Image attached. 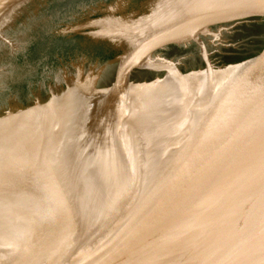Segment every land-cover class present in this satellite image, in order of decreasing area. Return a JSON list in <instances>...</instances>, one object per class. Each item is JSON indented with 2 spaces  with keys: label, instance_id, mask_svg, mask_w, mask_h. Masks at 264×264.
Returning a JSON list of instances; mask_svg holds the SVG:
<instances>
[{
  "label": "bare ground",
  "instance_id": "bare-ground-1",
  "mask_svg": "<svg viewBox=\"0 0 264 264\" xmlns=\"http://www.w3.org/2000/svg\"><path fill=\"white\" fill-rule=\"evenodd\" d=\"M121 1L128 4L130 0ZM225 2L228 4L201 0L196 2L195 11L186 14L185 7L180 6L184 3L179 0H134L133 10L144 11L145 6L154 5L134 24H121L120 30L106 33L94 31L98 36H116L122 42L127 36L140 35L137 41L141 49L139 44L121 49L104 63H111L106 73L117 62V67L125 64L127 73L129 60L138 55L133 49L144 53L145 42L149 54L152 48L171 41L175 35L188 33L193 26L233 20L239 14L251 15L255 5H262L261 0ZM146 29L155 32L149 41L141 39ZM192 34L201 43L198 34ZM138 57L149 67H162L168 74L153 83H133L127 86L133 88L130 93L120 98L109 91L115 85L97 89L96 82L91 83L93 90L107 96L97 92L72 95L70 92H75L76 87L69 86L59 102L0 120V264H13L12 258L21 257L25 247L20 236L24 221L41 229L36 222L45 216L40 220L50 222V215L71 220V236L90 241L84 249L89 248L98 257L96 264H149L143 258L135 262L132 250L147 246L138 245L139 233L132 232L138 222L133 221L141 215L142 224L163 226L148 244L162 246L154 247L152 262L176 264L179 251L171 252L170 243L178 241L176 217L180 205L188 207L190 202L186 195L174 191L180 175L205 182L204 196L216 199L225 211L232 206H247L246 202H264V189L260 193L263 200L252 198L259 191L254 188L250 198L234 202H229V194L212 192L220 190L237 171L239 157L233 152L237 138L243 144L247 130L264 132V121L259 119L264 113V58L219 71H213L207 60L205 73L182 77L173 62ZM205 78L209 84H203ZM123 81L125 86L128 81ZM253 86L254 91L249 88ZM57 96H53L54 100ZM140 139L142 143L137 144ZM258 147L264 151V142ZM260 162L264 165V156ZM258 173L264 171L259 169ZM49 203L56 207L51 208ZM61 211L64 216L58 215ZM129 216L132 220L126 219ZM6 229L9 234L4 233ZM123 229L129 233L116 236ZM224 230L218 227L213 231L214 250L221 251ZM231 234L228 242L235 239L234 232ZM254 236L263 239L264 230L259 229ZM220 256L217 258L224 264L226 260Z\"/></svg>",
  "mask_w": 264,
  "mask_h": 264
},
{
  "label": "rangeland",
  "instance_id": "rangeland-1",
  "mask_svg": "<svg viewBox=\"0 0 264 264\" xmlns=\"http://www.w3.org/2000/svg\"><path fill=\"white\" fill-rule=\"evenodd\" d=\"M133 1L126 4L121 0H41L23 8L13 23L4 29V35L0 36V120L37 108L38 104L45 105L51 101L52 95H58L53 102H59L64 99L63 94L69 86L79 88L70 92L72 95L97 92V95L107 96L105 92L93 90L91 83L96 82L97 89L115 85L109 91L115 98H120L130 93L133 88L127 86L133 83L134 86L153 83L166 77L167 70L149 67L138 55L146 61L152 57L156 62H159L158 59L173 62L182 77L205 73L207 60L213 71H219L264 58V42L262 40L257 44L256 41L247 60L241 63L243 58L238 55L243 50L242 43L246 48L248 35L245 28L239 25L238 18H235L204 27L193 26L187 30L188 33L175 35L171 41L152 48L149 54L145 42L144 53L133 49L138 55L129 60L127 73L124 63L120 68H116V64L106 73L111 63H104L117 51L137 46L140 35H132L136 38L127 36L122 42L116 36H98L94 31L103 30L102 33H106L120 30L121 24H134L146 16V11H150L151 5H154L152 3H155L145 6L142 11L133 10ZM95 22L99 23L95 25ZM142 32L143 40L148 38L149 41L155 35V32ZM194 32L202 44L194 37ZM126 41L132 42L125 45ZM141 46L139 44L140 49ZM147 69L151 71L146 72ZM262 73L264 76V71ZM124 79L128 81L125 86L121 84ZM203 84H209L206 78ZM57 109L54 107V110ZM142 141L137 140V144Z\"/></svg>",
  "mask_w": 264,
  "mask_h": 264
},
{
  "label": "water",
  "instance_id": "water-1",
  "mask_svg": "<svg viewBox=\"0 0 264 264\" xmlns=\"http://www.w3.org/2000/svg\"><path fill=\"white\" fill-rule=\"evenodd\" d=\"M39 1L41 0H0V35L1 33L3 34L6 25H9L10 21L13 18L15 19L23 8ZM179 1L184 3L180 4V6L185 7V13L187 14L188 11H195L196 2H200L201 0ZM222 1L228 4L225 0ZM261 2L262 5H255L253 7L254 12L251 15L239 14L238 17L239 25L245 28L244 30L247 31L248 35L246 48L242 43L243 50L238 55V57L243 58L241 63L247 60L256 41L257 44L262 40L264 42V31L262 30L264 0H261ZM146 32L151 31L150 29H146ZM147 35L149 36L150 34ZM115 67L120 68L121 66ZM114 70L116 69L114 68ZM148 71L151 70L147 69L146 72ZM249 88L253 91L256 90L254 86ZM63 96L65 95L63 94ZM53 100L54 97L52 96L51 101L47 104H38V106L49 105ZM259 119L264 121V113L260 115ZM236 142L238 145L234 147L233 152L239 157L238 161H236L238 164L237 171L226 179L227 183H223L220 190H213L212 192L229 194L231 195L230 199H228L229 202H234L241 198H250V192L254 188H258L259 191L253 194L252 198L263 200L260 193L264 189V177L259 176H264V173L258 172L259 169L264 171V165H261L260 162L264 156L261 154H264V151L259 150L258 144L264 142V132L257 133L253 129L247 130L245 142L242 144L238 138ZM243 181H245V184L242 185L241 182ZM260 184H263V186ZM204 186L205 182L198 181L196 177L190 180L189 177L183 179L181 175L179 176L178 185L175 184L174 186L177 187V190H174L177 191V194L180 192L190 199L188 207L180 205V212L176 217L178 241L170 243L171 252L179 251L176 264H194L196 262H200V264H221V261L217 258V255L220 256L221 253L223 255L220 257L226 260L223 262L224 264H264V238L260 239L254 236L259 229L264 230V202L258 201V205L254 204L255 202H246L247 206L240 207L237 205L235 208L232 206L228 211H225L218 205L216 199L204 196ZM155 197H158V195ZM170 199L171 197L168 198V203ZM144 200L142 198V201ZM147 200H150V198L147 197ZM52 204L49 203V206L51 208L54 206L55 208L56 204ZM171 205L178 206L175 203ZM91 213L92 211L89 212V214ZM58 215L64 216L65 212L61 211ZM67 216H70V214ZM46 217H41L40 219ZM140 217L141 215L137 216V219L133 221L138 222L136 227L132 228V232L134 234L139 233V237L137 238L138 245L147 244V246L145 248L136 246L135 249H132L133 252L135 251V254L133 253L135 257L134 261L136 262L143 258V260H149V264H158V262H152L154 247L161 248L162 246H150L148 244H150L152 238L156 236L163 226L160 224L144 225L142 224V218L139 219ZM50 218H52L50 222H44L40 219L36 222L41 229L38 227L34 228L27 221L21 224L20 236L24 240L25 247L21 253V257H15L16 260L12 258L13 264H96L98 257L89 248V250L84 249L85 243H90V241L82 240L84 238L80 240L78 236L76 238L71 236L74 229L71 220L68 217L59 220L55 215H50ZM53 219L54 221H58L54 222ZM218 227L225 228L221 251L214 250L212 246L214 243L212 233ZM124 230L119 231L116 236L123 237V235L129 233V231L125 232ZM77 231H79V226H77ZM83 231H85V227ZM232 232H234L235 239L228 242L229 237H232ZM4 233L9 234V230L6 229ZM80 249L81 251H78ZM57 250H60V252H57ZM142 250L145 251L141 252ZM215 252H219V254ZM78 257L80 260L77 259ZM157 259L158 257L155 260Z\"/></svg>",
  "mask_w": 264,
  "mask_h": 264
},
{
  "label": "trees",
  "instance_id": "trees-1",
  "mask_svg": "<svg viewBox=\"0 0 264 264\" xmlns=\"http://www.w3.org/2000/svg\"><path fill=\"white\" fill-rule=\"evenodd\" d=\"M110 1H114V0H110ZM86 45H87V44H86ZM119 53H120V51H117V52H116V54H119ZM116 54H115V55H116ZM113 57H114V56H113ZM113 57H111L110 59H112ZM110 59H109V60H110ZM109 60H107V61H109ZM107 61H106V62H107Z\"/></svg>",
  "mask_w": 264,
  "mask_h": 264
}]
</instances>
